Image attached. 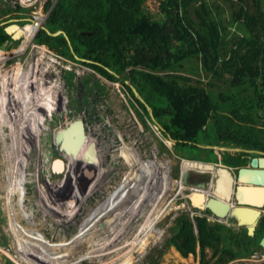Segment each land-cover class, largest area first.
<instances>
[{"label":"rangeland","instance_id":"1","mask_svg":"<svg viewBox=\"0 0 264 264\" xmlns=\"http://www.w3.org/2000/svg\"><path fill=\"white\" fill-rule=\"evenodd\" d=\"M157 1L146 2L153 14ZM208 1L218 6L223 25L235 36L234 28L229 24L232 14L238 9L235 1ZM57 2L0 0V21L14 17L20 19L2 25L14 22L20 31L17 46L3 51L7 55L0 57V107H6L2 112L3 118L5 109L9 110L8 121L0 123V252L13 264H124L127 260H130L128 264H149L156 260L159 264H200L198 255L183 258L174 248H165L176 217L188 214L192 218L204 214L201 213L204 211L192 208L185 199L191 188L184 186L180 180L181 160L177 152L163 137L161 141L158 137L161 133L149 122L122 82L97 72L89 66L88 60L71 61L34 43L39 27H45ZM247 2L251 3L250 0ZM48 3L51 6L45 11ZM27 25H33V31L24 35L23 27ZM2 26L0 29H3ZM34 74L41 81H46L57 99L55 107L37 108L42 116V123L38 125L34 115L29 120L28 115L23 117L19 106L24 98L18 95L23 91L24 79L29 81L32 78L33 81ZM20 80L22 88L18 92ZM41 81L38 80L39 84ZM125 84L128 82L125 81ZM8 88L9 94L12 91L11 95L7 94ZM28 89L36 91L35 77ZM5 95L8 99L3 103ZM218 96L219 99L221 95ZM139 115L149 129L140 121ZM67 129L71 132L76 129L85 137L83 146L86 148L82 156H73L64 149V132ZM151 133L160 139L167 152L158 146ZM90 145L95 150L94 155L90 154L91 160L95 159L92 165L87 162ZM124 149L140 157L147 174L141 193L121 206L113 217L118 200L114 201L113 207L109 204L116 194L110 198L106 193L110 187L101 188V182L114 185L119 182L118 173L134 171L138 167L136 158L130 157ZM215 153L216 158H210L215 163L199 161L207 164L211 171L210 175L208 172L199 175L200 179L210 180L215 172L219 174L217 182L222 180V172L211 169L218 168L216 164L225 165L222 163L226 156L235 157L232 151L215 150ZM56 159L64 164L60 173L51 170ZM88 164L91 165L90 170ZM15 173L18 174L17 179L13 178ZM149 183L152 186L148 187ZM158 184L164 188L156 209L158 217L151 215L149 219L154 221L147 228L140 229L147 214L152 212V203L141 198L148 196ZM136 191L137 188L131 195ZM97 203L101 207L106 206V210L96 214L95 223L90 226L91 221L87 218ZM205 214L212 222L216 221L207 212ZM225 220L222 223H226ZM256 226L259 231L264 229V215ZM260 235L257 233L259 241L264 236ZM18 236L20 242H26L20 245ZM141 241H146L142 247ZM205 256L209 263L216 261L211 249L205 251ZM4 262L8 261L0 258V264ZM227 264H264V251L257 249L250 257L238 258Z\"/></svg>","mask_w":264,"mask_h":264},{"label":"trees","instance_id":"2","mask_svg":"<svg viewBox=\"0 0 264 264\" xmlns=\"http://www.w3.org/2000/svg\"><path fill=\"white\" fill-rule=\"evenodd\" d=\"M234 1L238 9L229 24L235 36L208 0H159L154 14L147 0H58L45 28L62 31L68 41L43 30L33 41L62 58L88 60L97 72L122 82L179 158L215 163L210 158L216 154L206 148L213 146L253 150L245 154L258 157L264 153V0ZM31 27H23L24 35ZM17 44L0 29V57ZM247 162L227 156L222 164ZM201 213L176 217L165 248L183 258L198 255L200 264H227L262 250L257 234L249 236L235 222H209ZM207 249L214 263L206 260ZM0 258L13 264L1 252Z\"/></svg>","mask_w":264,"mask_h":264},{"label":"water","instance_id":"3","mask_svg":"<svg viewBox=\"0 0 264 264\" xmlns=\"http://www.w3.org/2000/svg\"><path fill=\"white\" fill-rule=\"evenodd\" d=\"M45 31L50 36H57L62 34L68 41L67 36L62 31H57L55 33H50L44 26H40L39 29ZM20 31L18 25H8L4 27V32L8 35H12L15 39L17 38V33ZM89 35V34H88ZM75 59L79 60L77 57ZM135 96L139 98L136 91L132 88ZM149 113H151L148 108ZM156 125L155 122H153ZM157 127V126H156ZM70 130L67 129L64 132L65 136H69ZM76 146L71 150L70 148H64L68 153L75 156L80 152L85 137L82 135H77ZM161 140L162 138L158 136ZM170 141L172 139L168 138ZM163 141V140H162ZM214 150L224 151L225 148L212 147ZM88 154H95L94 146L90 145L88 147ZM237 151V150H236ZM260 157H253L250 160V167H241L237 172V183L233 193L232 181L229 180H219L217 184H212V194H210L209 189H204L205 187H198L194 189L193 192H189L185 195V199L189 202L192 208L199 211L207 212L216 220L232 219L236 222V225L240 228H246L247 234L249 236L254 235V229L256 227L257 221L261 216V208L264 206V155L258 152ZM90 155V156H92ZM63 165L62 160L56 159L52 162L51 170L52 172L60 173L61 169H56V164ZM185 163L189 164H199L203 165L199 161L192 160H181V181L184 186L190 187L188 182V177L190 174H204L203 172H198L195 170H183V165ZM207 165V164H206ZM89 170L90 168L87 167ZM201 190V191H200ZM232 193L234 198L232 197ZM233 198L235 204L231 203ZM260 248L264 251V236L259 241Z\"/></svg>","mask_w":264,"mask_h":264},{"label":"bare ground","instance_id":"4","mask_svg":"<svg viewBox=\"0 0 264 264\" xmlns=\"http://www.w3.org/2000/svg\"><path fill=\"white\" fill-rule=\"evenodd\" d=\"M22 3L24 2V0H20ZM32 23L34 22V21H31ZM35 24V23H34ZM32 27H33V25H32ZM31 27V28H32ZM31 31V30H30ZM33 31V30H32ZM18 34V33H17ZM17 37H18V35H17ZM19 69V68H18ZM1 72V71H0ZM33 74V73H32ZM39 74V73H38ZM40 75V74H39ZM34 77H35V92H32V91H30V89H28V87H29V85L32 83H34ZM34 77H33V81H32V78H29V81H25V79H24V83H23V91L21 92V88H22V82H21V80L19 81V90H18V92H21V93H19L18 95H19V98H20V96L21 97H23L24 99L22 100V102H21V105L19 106L20 107V110H22L21 111V114L23 115V117L24 118H26V116L28 115V120L31 118V116L32 115H34V119H36V124L38 125V124H40V123H42V116L40 117V112H38V109L37 108H39V109H49V108H51V107H55L56 105H57V99H56V97L51 93V91L49 90L50 89V87L49 86H47L48 84H46L45 82L46 81H41V78L39 77V79H40V81H41V83L39 84V82H38V75L36 76L35 74H34ZM25 78V77H24ZM44 80V79H43ZM20 82H21V84H20ZM39 84V85H38ZM44 85H45V87H44ZM11 87V86H10ZM32 87V86H31ZM9 92H10V88H8L7 89V94H9ZM17 92V93H18ZM11 93H12V91H11ZM11 93L9 94V95H11ZM6 94V95H7ZM4 96V99H3V103H5V100H6V98H7V96ZM35 96V98H34V96ZM57 97H58V95H57ZM8 99V98H7ZM63 100V99H62ZM9 102V101H8ZM37 102V103H36ZM37 105V106H36ZM4 108H6L5 107V105H4V107H2V105H1V107H0V114H1V118L2 119H0V123H1V121H8L7 119V113H8V109H5V110H7V111H5V115H4V118L2 117V112H3V110H4ZM43 111V110H42ZM10 114V113H9ZM11 115V114H10ZM12 118V117H11ZM13 119V118H12ZM23 121V120H22ZM22 123V122H21ZM25 123V122H24ZM33 125H34V123H32ZM32 125V126H33ZM14 127V126H13ZM37 127V126H36ZM39 128V127H38ZM27 132V131H26ZM78 133H80V132H78L76 129L75 130H73V132H71V130H70V135L69 136H65V138H64V144H63V146L65 147V148H70V150L74 147V146H76V139L78 138V136H77V134ZM81 134V133H80ZM20 140H24V139H20ZM84 142H83V144H82V147H81V149H80V152L78 153V154H76L78 157L79 156H82L83 154H82V152L84 151V149L86 148H84ZM87 150V149H86ZM124 152L125 153H127L130 157H132V158H136V160L138 161V167L137 168H135L134 169V171H132V170H127V171H123V172H120V173H118L116 176H117V180L119 181L118 183H116V184H114V185H108L107 183H104V182H101V184H102V186H101V188H108V187H110V189L106 192L109 196H110V198H111V196H112V194H116V196H113L112 198H111V202H110V204H109V207H113L114 205H115V203L116 202H114V201H116V200H118V202H117V204L118 205H116L114 208H116L115 210H113L114 212H113V217L116 215V213H117V211H118V209L121 207V206H123L124 204H126V203H128V202H131L132 200H134V199H136V194L138 195V194H140L141 193V186H142V183H143V179L145 178V175L147 174V172H146V168H145V164L141 161V160H139V158H137L136 156H134V155H131L129 152H128V150H126V149H124ZM82 154V155H81ZM88 154V153H87ZM89 155V154H88ZM87 155V156H88ZM19 156V155H18ZM96 158V157H95ZM15 159H17V158H15ZM95 161V159L93 160V158H92V160H91V156L89 155L88 156V159H87V162L88 163H90L91 165H92V163ZM131 161V160H130ZM16 161H14V163H15ZM63 162V161H62ZM97 162V161H96ZM95 163V162H94ZM90 164H88L87 165V167H91V165ZM57 166H56V169H58V171H59V169H61V170H63V168H64V164L63 165H61L60 164V167H59V164L57 163L56 164ZM93 167V166H92ZM209 167H208V165H199V164H189V163H185L184 165H183V170H195V171H198V172H203V173H206V172H209V169H208ZM65 170V169H64ZM17 177H18V174L17 173H15L14 174V176H13V178L14 179H17ZM222 178V181L224 180V177L222 176L221 177ZM98 180V179H97ZM14 182H12L11 183V185L13 184ZM112 183V182H111ZM103 184H104V187H103ZM91 185V184H90ZM97 185V184H96ZM57 186V185H56ZM148 187H150V186H152L151 185V183H149L148 185H147ZM160 186H161V184L159 185L158 184V186L155 188V189H151V191H150V194L148 195V196H146L145 198H141V199H145V200H148V202L151 204L152 203V209H151V213L150 214H147V218L145 219V220H143V223L140 225V229H143V228H147L150 224H151V222L152 221H154V219H149V217L151 216V215H153L154 214V218H157L158 217V211H156V209H157V205H159L158 204V202H160L159 201V199L161 198V196H162V194H163V192H164V188H160ZM90 187V186H89ZM132 187L135 189V188H137V191H136V193L132 196L131 194H132V191L134 190V189H132ZM142 192H144V190H142ZM118 193V194H117ZM85 200V199H84ZM120 200H122V202H120ZM114 202V203H113ZM120 202V203H119ZM68 205H70V203L68 204ZM72 206V205H71ZM96 208L94 209V207L92 208V211L89 213V216H88V218H87V220L89 219L90 221H91V225L90 226H92L94 223H95V215L96 214H100L105 208H106V206H103V207H101V205L99 204V203H97V206H95ZM127 207V206H126ZM160 207V206H159ZM122 209V208H121ZM106 210V209H105ZM105 210H104V212H105ZM159 210V209H158ZM58 211V210H57ZM161 211V210H160ZM154 212V213H153ZM149 213V212H148ZM65 214V213H64ZM142 214V213H141ZM112 217V218H113ZM146 217V216H145ZM153 217V216H152ZM54 219V218H53ZM118 219V218H117ZM113 222V221H112ZM89 227V226H88ZM28 233V232H27ZM29 234V233H28ZM35 234H36V232H35ZM38 235V234H37ZM41 235V234H40ZM39 236V235H38ZM62 239V238H61ZM69 239H71V238H69ZM75 240V239H74ZM18 242H19V244L21 245V242H23V244L26 242V241H22L21 240V242H20V237L18 236V240H17ZM135 241V240H134ZM27 242H29V241H27ZM69 242H71V241H69ZM61 243V242H60ZM64 243H65V241H64ZM63 243V244H64ZM135 243V242H134ZM146 244V241H141L140 242V245H141V247L142 246H144ZM62 246H64V245H62ZM69 246V245H68ZM107 252V251H106ZM21 255V254H20ZM53 257H55V256H53ZM125 260V259H124ZM130 261V260H129ZM129 261L127 260V261H125L124 262V264H128L129 263ZM123 263V262H122Z\"/></svg>","mask_w":264,"mask_h":264},{"label":"flooded vegetation","instance_id":"5","mask_svg":"<svg viewBox=\"0 0 264 264\" xmlns=\"http://www.w3.org/2000/svg\"><path fill=\"white\" fill-rule=\"evenodd\" d=\"M7 20L6 21H0V26H2L3 24H5V23H7V22H10V21H14V22H18V21H16V20H20V19H16L15 17L14 18H6ZM10 23V24H8V25H12V24H14V25H17L16 23ZM8 25H5V26H2L3 27V30H4V27H6V26H8ZM8 35V34H7ZM10 37H12V39L13 40H16L12 35H10ZM158 130H159V128L158 127H156ZM159 132H160V130H159ZM161 133V132H160ZM161 135V134H160ZM161 138H162V135H161ZM159 139V138H158ZM163 139V138H162ZM162 141V140H161ZM166 141V140H165ZM167 142V141H166ZM206 148H210V149H212V147H206ZM213 151H214V153H215V150L214 149H212ZM237 150V151H236ZM228 151H232L235 155H233V156H240V158L241 159H247L248 160V162L245 164V166H237V167H229V166H227V165H223V166H221V165H215V166H217L218 168H212L211 170H213V169H217V170H219V171H221L222 172V174H223V177H224V180H225V182H226V180H229V181H232V189H233V193H234V191H235V188H236V186L238 185V183H237V179H236V177H237V172H238V169L239 168H241V167H244V168H246V167H250V160L253 158V157H250V156H248V155H246V154H250V153H252L253 152V150H242V149H238V148H235V149H226L225 148V150H224V152L226 153V152H228ZM240 151H242V153H244V154H242V155H240ZM225 153H223V155L225 154ZM246 153V154H245ZM262 153V152H261ZM216 154V153H215ZM263 155H264V153H262ZM261 155L259 154V156L258 157H260ZM227 157V156H226ZM180 160H186V159H182V158H179ZM192 161H196V160H192ZM202 162V161H201ZM181 167V166H180ZM181 170H182V168H181ZM182 172V171H181ZM210 173H211V171H209L208 172V174L210 175ZM201 175H203V174H201ZM219 177V174H217V173H215L214 172V174L211 176V179L209 180H203V179H200V177H199V174H190L189 175V177H188V182L190 183V188H191V190H190V192H193L194 191V189H196V188H198V187H205L204 189H209V192H210V194L211 195H213L212 194V188H211V185L212 184H217V178ZM180 180H181V174H180ZM223 180V181H224ZM201 191V190H200ZM233 193H232V197L234 198V195H233ZM233 198L231 199V203L232 204H235V202H234V200H233ZM264 213V206L261 208V216H260V218L262 217V215H264L263 214ZM259 218V219H260ZM258 219V220H259ZM226 221V223H233V222H235L234 220H232V219H226L225 220ZM257 223H258V221H257ZM235 224H236V222H235ZM257 225V224H256ZM240 228V227H239ZM242 229H245L246 230V228H243L242 227ZM258 226H256L255 227V229H254V235H256L257 233H258ZM247 231V230H246ZM264 235V233L263 234H261V236H263Z\"/></svg>","mask_w":264,"mask_h":264},{"label":"crops","instance_id":"6","mask_svg":"<svg viewBox=\"0 0 264 264\" xmlns=\"http://www.w3.org/2000/svg\"><path fill=\"white\" fill-rule=\"evenodd\" d=\"M30 30H32V29H30ZM32 34H33V33H32ZM6 55H7V54H6ZM213 147H215V146H213ZM216 147H217V146H216ZM207 220H208L209 222H212V220H210V219H208V218H207ZM216 221H218V220H216ZM219 221L222 222V220H219ZM219 221H218V222H219Z\"/></svg>","mask_w":264,"mask_h":264},{"label":"clouds","instance_id":"7","mask_svg":"<svg viewBox=\"0 0 264 264\" xmlns=\"http://www.w3.org/2000/svg\"><path fill=\"white\" fill-rule=\"evenodd\" d=\"M1 52V51H0ZM213 218V217H212ZM214 219V218H213ZM219 221V220H218Z\"/></svg>","mask_w":264,"mask_h":264}]
</instances>
